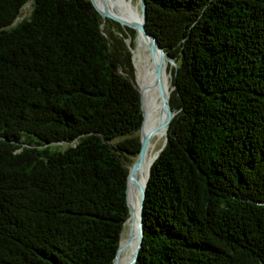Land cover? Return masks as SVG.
I'll list each match as a JSON object with an SVG mask.
<instances>
[{
	"label": "trees",
	"instance_id": "obj_1",
	"mask_svg": "<svg viewBox=\"0 0 264 264\" xmlns=\"http://www.w3.org/2000/svg\"><path fill=\"white\" fill-rule=\"evenodd\" d=\"M145 3L175 114L136 264H264V0ZM109 21L89 0H0V264H113L143 116Z\"/></svg>",
	"mask_w": 264,
	"mask_h": 264
},
{
	"label": "bare ground",
	"instance_id": "obj_2",
	"mask_svg": "<svg viewBox=\"0 0 264 264\" xmlns=\"http://www.w3.org/2000/svg\"><path fill=\"white\" fill-rule=\"evenodd\" d=\"M92 3L98 11L109 13L114 18V20L112 21L116 20L115 22L117 23L121 22L119 24L122 27V33L125 34L124 40H126V36L128 35V42L126 43L131 49L133 61L132 65L135 69V79L138 89L141 92L143 121L141 124L140 132L142 136H149L148 144L143 156V161L134 173L138 184L140 186H144L148 179L149 170L152 164H150V167L148 169V165L152 157L154 156L153 151L157 143L162 139V134H160L159 131L155 133L154 129L156 125H158L159 127V125L165 120L166 116L165 110L163 109V101L161 95V89L163 90L165 97L169 98L170 94V88L169 92L167 93L165 83V76L167 75L166 67L164 65V60L161 61V77L160 82L158 83L155 76L154 66L157 62H159V51L155 50V52L152 54L148 47L150 39L144 36L138 29H133L131 27L134 24L142 23V15H139L134 7H129L126 3V0H92ZM128 29H132L133 34H131ZM165 63L166 66L168 64V72V68L171 67L172 64H170L167 60H165ZM170 69L168 74L170 73ZM169 77L171 78V73L169 74ZM161 129L164 139L166 135V127L163 126L161 127ZM127 189L130 197L129 204L127 193V202L129 204L130 211L124 225H131L132 229L130 230L129 234L120 238L119 251L117 253L115 264H125L122 259L123 253L129 249L130 244L133 240L137 241L136 246L138 243L137 224L139 218L140 193L138 190V186L131 181L128 182ZM134 249L131 253L128 264H133L131 259Z\"/></svg>",
	"mask_w": 264,
	"mask_h": 264
},
{
	"label": "water",
	"instance_id": "obj_3",
	"mask_svg": "<svg viewBox=\"0 0 264 264\" xmlns=\"http://www.w3.org/2000/svg\"><path fill=\"white\" fill-rule=\"evenodd\" d=\"M92 3V0H89ZM138 4H139V10L141 12L142 15V23L140 24H134L131 27L134 29H138L144 36H146L147 38H149V50L150 52L153 54L155 52V50L159 51V62H157L154 66V71H155V76H156V80L159 83L160 82V77H161V61H163L164 59L167 60L170 64H172L173 67H176V63L173 61V59L164 51V48L159 44V42L157 41L156 37L154 35H152L151 33L147 32L146 28H145V20H146V3L145 0H137ZM94 9L98 12V14L100 15V17L102 18L103 21H105L106 19H110V20H114V18L107 12H100L98 11L95 6L93 5ZM116 21V20H115ZM121 23V22H119ZM140 93V99H141V92L139 90ZM161 95H162V101H163V109L165 110L166 116H165V120L159 125V127H166V130L170 124L171 119L173 118L175 112L171 109L170 104H169V100L167 97L164 96V92L161 89ZM141 110H142V116H143V109H142V102H141ZM141 128V127H140ZM139 138H140V149L138 151V154L136 156V158L134 159V161L131 163V165L129 166V171H128V178H127V185L128 182H132L134 184H136L138 186V190L140 193V205H139V218H138V224H137V234H138V243L136 248L134 249V252L132 254V259L131 261L133 262V264H136L137 258H138V254L142 245V238H143V221H142V216H143V207H144V199H145V194H146V184L144 186H140L134 176L135 171L138 169V167L141 165L142 161H143V156L145 153V149L146 146L148 144V140H149V136H142L141 132H139ZM166 143V135L164 138V141L162 143V146L158 149V151H156V155L154 158H156L159 154V152L162 150V148L164 147ZM150 172V170H149ZM149 176V174H148ZM147 183V181H146ZM127 206H128V214L130 211V207L129 204L127 202ZM125 224V222H124ZM119 251V246L117 248L116 251V255L114 257V261L113 264H115V260L117 257V253Z\"/></svg>",
	"mask_w": 264,
	"mask_h": 264
},
{
	"label": "rangeland",
	"instance_id": "obj_4",
	"mask_svg": "<svg viewBox=\"0 0 264 264\" xmlns=\"http://www.w3.org/2000/svg\"><path fill=\"white\" fill-rule=\"evenodd\" d=\"M126 3L128 4L129 7H134V9L136 10V12H137L139 15H141L140 10H139V4H138L137 0H126ZM136 5H137V6H136ZM30 7H31V3H30V2L27 3V4H25V5L22 7V9H21V11H20V14H19V17L15 20V22L12 24V26H13L15 23H17L21 18H23L24 16H27V15L29 14V12H30ZM111 21H112V20H111ZM111 21H109L108 24H112ZM108 24H107V25H108ZM120 26H121V25H120ZM164 65H165V67H166L165 59H164ZM171 67H172V66H171ZM171 67H170V68H171ZM170 70H171V69H170ZM170 79H171V78L169 77V75H166V76H165L166 88L168 87V84H169V80H170ZM135 85H136V87H137V89H138L136 79H135ZM138 90H139V89H138ZM154 131H155V133L159 131V133L162 134V139H163V132H162L161 127L159 128L158 125H156ZM160 131H161V132H160ZM155 137H156V136H155ZM162 139L157 143V145H156V147H155V149H154V151H153V152H154V156H155V154H156V151H158V149L162 146V143H163V141H164V139H163V140H162ZM63 146H64V145L62 144L60 147H63ZM154 156L152 157V159H151V161H150V163H149V165H148V169H149V167H150V164H151L152 160L154 159ZM147 174H148V172H147ZM146 178H147V175H146ZM131 229H132L131 225H127V224L124 225V226H123V229H122L121 237H122V236L124 237V236H126L127 234H129V232H130ZM136 242H137L136 240H133L132 243L130 244L129 249L126 250V251L123 253L122 259H123V261H124L125 264H128V263H129L131 253H132L133 249H134L135 246H136ZM131 245H132V246H131ZM129 251H130V252H129Z\"/></svg>",
	"mask_w": 264,
	"mask_h": 264
}]
</instances>
